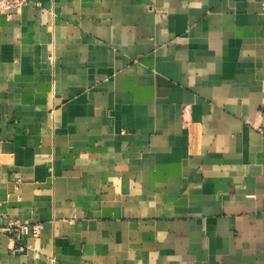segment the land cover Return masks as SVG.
Instances as JSON below:
<instances>
[{"label": "crops", "instance_id": "0c3cea01", "mask_svg": "<svg viewBox=\"0 0 264 264\" xmlns=\"http://www.w3.org/2000/svg\"><path fill=\"white\" fill-rule=\"evenodd\" d=\"M0 264H264V0H31L0 15Z\"/></svg>", "mask_w": 264, "mask_h": 264}, {"label": "built area", "instance_id": "2783aa9c", "mask_svg": "<svg viewBox=\"0 0 264 264\" xmlns=\"http://www.w3.org/2000/svg\"><path fill=\"white\" fill-rule=\"evenodd\" d=\"M31 0H0V15L5 14L9 19L19 14L22 8L30 4ZM44 229L42 222H21L20 220H9L0 222V237L7 236L15 242L13 253H25L26 246L21 243L22 238L40 237Z\"/></svg>", "mask_w": 264, "mask_h": 264}]
</instances>
